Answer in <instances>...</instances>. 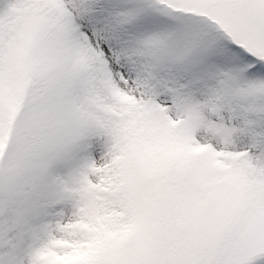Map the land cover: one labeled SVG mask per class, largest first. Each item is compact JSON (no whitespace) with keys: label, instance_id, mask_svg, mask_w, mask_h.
<instances>
[{"label":"snow or ice","instance_id":"snow-or-ice-1","mask_svg":"<svg viewBox=\"0 0 264 264\" xmlns=\"http://www.w3.org/2000/svg\"><path fill=\"white\" fill-rule=\"evenodd\" d=\"M0 264H264V0H0Z\"/></svg>","mask_w":264,"mask_h":264}]
</instances>
